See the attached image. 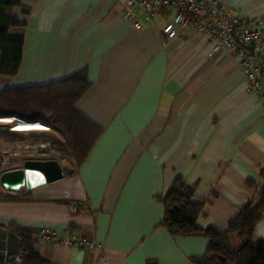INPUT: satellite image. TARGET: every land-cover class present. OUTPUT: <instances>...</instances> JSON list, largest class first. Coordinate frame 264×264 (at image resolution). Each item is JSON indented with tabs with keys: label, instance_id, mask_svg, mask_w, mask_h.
<instances>
[{
	"label": "crops",
	"instance_id": "obj_1",
	"mask_svg": "<svg viewBox=\"0 0 264 264\" xmlns=\"http://www.w3.org/2000/svg\"><path fill=\"white\" fill-rule=\"evenodd\" d=\"M22 1L29 13L18 7L14 14L25 26L10 34L24 39L23 61L17 76L0 69V93L87 69L93 85L77 106L104 133L76 174L32 190L47 201L0 202V221L33 232L51 264H193L209 239L159 228V197L182 177L209 201L201 225L228 227L264 188V90L247 89L237 52L211 57L208 35L166 39L174 11L137 12V28L120 20L121 0ZM223 1L232 14L264 25V0ZM48 200L76 202L78 212ZM44 229L99 247L41 239ZM253 240L264 243V219Z\"/></svg>",
	"mask_w": 264,
	"mask_h": 264
},
{
	"label": "trees",
	"instance_id": "obj_2",
	"mask_svg": "<svg viewBox=\"0 0 264 264\" xmlns=\"http://www.w3.org/2000/svg\"><path fill=\"white\" fill-rule=\"evenodd\" d=\"M18 7L29 13L22 0H0V69L10 77L19 74L24 53L23 37L10 34L13 28L25 26L15 17L14 10ZM92 85L87 69H82L69 78L51 84L6 89L0 93V117L18 118L27 123H44L50 130L58 132L68 144L73 159V163L68 162L71 167L64 168L66 176H73L83 166L104 133V129L92 122L77 106ZM19 134L24 133H10L7 136L13 141L40 143L27 138L20 139ZM14 163L20 164L18 161ZM261 174L264 177V169ZM249 183L255 187L253 182ZM36 201L47 200L38 199L26 187L7 190L0 183V202ZM48 201L69 207L78 204L67 200ZM159 201L165 209L159 228L177 237L209 239L206 254L192 258L193 264H264V243L255 244L253 240L257 226L264 219V188L242 206L240 213L229 221L225 230L213 225H201L200 220L206 216L205 207L209 201L198 199L194 186L182 177L174 181L167 193L159 197ZM10 226L23 239L25 264H51L36 246L33 232L14 223ZM147 264L159 263L151 260Z\"/></svg>",
	"mask_w": 264,
	"mask_h": 264
},
{
	"label": "built area",
	"instance_id": "obj_3",
	"mask_svg": "<svg viewBox=\"0 0 264 264\" xmlns=\"http://www.w3.org/2000/svg\"><path fill=\"white\" fill-rule=\"evenodd\" d=\"M126 6L122 22L132 23L141 28L137 12L150 17L159 12L174 11L175 17L163 28L166 39L172 40L185 33L206 34L215 43L211 57L223 52L235 51L239 55L240 64L245 75V85L252 93L264 90V25L263 22L232 14L223 0H121ZM264 102V96L261 98ZM262 102V101H260ZM23 123V124H21ZM15 118L0 117V175L12 169L14 162H20L22 167L27 161L46 160L51 152L48 143H28L13 141L7 135L10 133H27L20 125H29ZM47 129V128H46ZM21 167V168H22ZM17 169V168H16ZM2 186L14 190L9 185ZM19 186L16 190H21ZM69 210L75 214L76 204H71ZM41 239L58 241L61 244L81 249L99 247V243L82 237L69 235L60 236L53 229H44Z\"/></svg>",
	"mask_w": 264,
	"mask_h": 264
},
{
	"label": "water",
	"instance_id": "obj_4",
	"mask_svg": "<svg viewBox=\"0 0 264 264\" xmlns=\"http://www.w3.org/2000/svg\"><path fill=\"white\" fill-rule=\"evenodd\" d=\"M65 176L63 166L56 159L27 161L22 168L4 172L0 183L15 187L14 190L21 186L32 191L41 185L63 180ZM22 245L23 239L10 229L7 222L0 221V264H25Z\"/></svg>",
	"mask_w": 264,
	"mask_h": 264
},
{
	"label": "rangeland",
	"instance_id": "obj_5",
	"mask_svg": "<svg viewBox=\"0 0 264 264\" xmlns=\"http://www.w3.org/2000/svg\"><path fill=\"white\" fill-rule=\"evenodd\" d=\"M41 124H43V126L46 127L48 131H31L29 133L19 134L18 137L23 140L27 138L34 142L48 143L49 148L51 149L49 157L50 156L57 157L56 159H58V161L61 163L63 168L66 167L67 165L70 166L68 162L73 163L72 161L73 159L70 155L69 147L66 141L61 137V135L58 132L54 130H50L48 126L45 125L44 123ZM21 167L22 165L18 164V165H14L12 169L21 168Z\"/></svg>",
	"mask_w": 264,
	"mask_h": 264
},
{
	"label": "bare ground",
	"instance_id": "obj_6",
	"mask_svg": "<svg viewBox=\"0 0 264 264\" xmlns=\"http://www.w3.org/2000/svg\"><path fill=\"white\" fill-rule=\"evenodd\" d=\"M23 124V123H21ZM21 130L18 131H47L48 129H46V127L43 126V124L41 123H32L29 125H20ZM37 180H34V183H36Z\"/></svg>",
	"mask_w": 264,
	"mask_h": 264
}]
</instances>
